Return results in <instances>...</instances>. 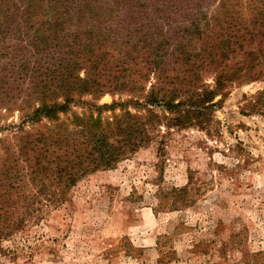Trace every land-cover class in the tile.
<instances>
[{
  "label": "trees",
  "instance_id": "trees-1",
  "mask_svg": "<svg viewBox=\"0 0 264 264\" xmlns=\"http://www.w3.org/2000/svg\"><path fill=\"white\" fill-rule=\"evenodd\" d=\"M147 3L0 0V109L19 112L17 151L28 171L22 177L32 187L19 198L26 211L36 203L38 219L65 203L83 178L116 167L152 141L158 142L162 165L170 128H205L232 86L264 75V0H219L214 14L197 0H185V25L175 42H155L147 33L135 39L130 24L101 13L105 7L116 12ZM106 94L119 99L101 103ZM245 98L241 112L264 115V89ZM1 174L10 185L11 172ZM196 183L189 171L183 186H159L155 212L194 207ZM6 193H0V199L7 196L0 202L14 211H0L9 218L0 226V238L24 228L21 208L9 203ZM182 227L181 222L177 231ZM238 236L214 249L222 255L228 248L241 251V264H264V249L248 251ZM208 246L198 240L192 249L203 252ZM130 248L140 250L130 244V255ZM159 253L161 262L174 254L161 248Z\"/></svg>",
  "mask_w": 264,
  "mask_h": 264
},
{
  "label": "rangeland",
  "instance_id": "rangeland-1",
  "mask_svg": "<svg viewBox=\"0 0 264 264\" xmlns=\"http://www.w3.org/2000/svg\"><path fill=\"white\" fill-rule=\"evenodd\" d=\"M197 1L207 14H214L219 2ZM184 5L185 0L155 4L148 0L145 7L116 12L105 7L101 13L106 19L109 13L117 16L123 26L130 24L135 39L147 33L155 42H175L185 25ZM207 82L212 83L211 77ZM261 89L264 75L232 86L214 107L208 126L169 129L162 165L158 142L152 141L116 167L83 178L65 203L49 208L39 219L33 210L36 203L26 211L19 198L32 189L27 177H22L28 171L17 151L20 133L14 126L20 122L19 112L2 107L0 193L8 188V201L21 208L24 228L0 238V264H241V251L228 248L222 255L214 249L234 233L248 251L264 249V115L241 112L245 97ZM118 99L106 94L100 102ZM72 109L83 111L79 106ZM7 170L13 178L10 185L1 174ZM189 171L200 187L195 206L155 212L158 187L183 186ZM5 209L14 211L0 202V211ZM6 216L0 217V226L9 219ZM181 222L184 227L177 231ZM198 240L208 241L207 251L192 249ZM130 244L140 250L130 248L132 255L128 254ZM159 248L173 250L169 261L159 260Z\"/></svg>",
  "mask_w": 264,
  "mask_h": 264
}]
</instances>
